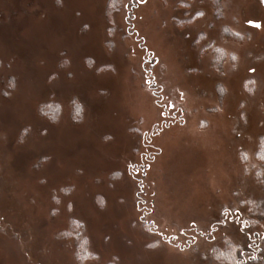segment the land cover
<instances>
[{"label": "rangeland", "instance_id": "rangeland-1", "mask_svg": "<svg viewBox=\"0 0 264 264\" xmlns=\"http://www.w3.org/2000/svg\"><path fill=\"white\" fill-rule=\"evenodd\" d=\"M122 1L0 0V264L264 236V0Z\"/></svg>", "mask_w": 264, "mask_h": 264}, {"label": "trees", "instance_id": "trees-1", "mask_svg": "<svg viewBox=\"0 0 264 264\" xmlns=\"http://www.w3.org/2000/svg\"><path fill=\"white\" fill-rule=\"evenodd\" d=\"M122 5H123L122 0H109L108 6H107V12L111 14L114 11H117V9H120ZM214 59H215L214 65L218 66V62H219L218 52L215 55ZM213 254L218 264H240V261H241L240 260V249L233 246L231 243L226 244L224 249L215 248L212 251V255Z\"/></svg>", "mask_w": 264, "mask_h": 264}, {"label": "flooded vegetation", "instance_id": "flooded-vegetation-1", "mask_svg": "<svg viewBox=\"0 0 264 264\" xmlns=\"http://www.w3.org/2000/svg\"><path fill=\"white\" fill-rule=\"evenodd\" d=\"M242 156H243V151L240 152V157ZM237 214L240 215L239 213ZM213 228H216L215 224L213 225L212 229ZM263 241H264V236L262 237V235H259L253 238L249 237L247 248L243 249V251L240 253V260H241L240 264H264Z\"/></svg>", "mask_w": 264, "mask_h": 264}, {"label": "snow or ice", "instance_id": "snow-or-ice-1", "mask_svg": "<svg viewBox=\"0 0 264 264\" xmlns=\"http://www.w3.org/2000/svg\"><path fill=\"white\" fill-rule=\"evenodd\" d=\"M250 24H253L254 26L256 27H259V24L257 22H254V21H249Z\"/></svg>", "mask_w": 264, "mask_h": 264}]
</instances>
